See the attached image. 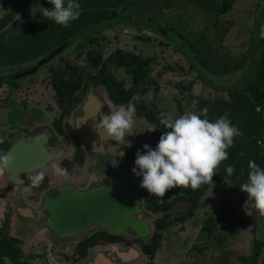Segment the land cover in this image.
<instances>
[{
    "label": "trees",
    "instance_id": "16d2710c",
    "mask_svg": "<svg viewBox=\"0 0 264 264\" xmlns=\"http://www.w3.org/2000/svg\"><path fill=\"white\" fill-rule=\"evenodd\" d=\"M5 2L6 0L0 2V8ZM76 2L81 6V15L79 19L64 27L42 16L41 7L51 8L47 0H11L9 8L0 14V69L18 72L36 61L35 65L44 61L40 66L43 67L55 57L66 55L77 46L89 45L90 49L85 52V61L89 73H92V76L91 73L89 76L92 84L101 86L117 107L126 105L135 93H139L142 99L136 104L134 118L152 128L155 127L160 136L166 130L159 123L160 112L153 111L145 100L149 91L151 98L157 93V85L151 76L150 58H144L119 47L104 56L103 45H99V42L105 38L102 34L105 28H109L108 30L116 35L125 27H131L133 31L128 34L134 39L155 41L160 46L185 52V57L190 62L188 67L197 74L199 82L202 83H211V80L223 79L244 70L241 72L240 80L231 83L229 88L218 89L225 92L224 97H214L210 100L199 98L192 111L200 114L202 109L207 108V118L210 121H215L226 113L231 123L242 133L234 139L232 147L228 149V159L216 169L212 181L215 189L225 181L232 183L241 192L239 186L247 180L249 160H255L264 168V1L258 0L254 4L253 11L257 21L255 35L252 38L248 37L246 53L239 58L229 55L221 45L222 36L227 35L233 27H237L234 20L229 19L231 16L229 12L236 0H76ZM178 4H188L198 12L196 22H201L202 25L199 30L188 32L189 27L183 18L177 15L168 16L166 13L165 18H163L165 14L159 15L161 11L168 12L172 8L174 10ZM95 72L99 74L93 76ZM114 72H117V79ZM192 82L185 84L184 90L188 91ZM177 85L180 86L179 82ZM174 100L180 112V100L176 98ZM127 142L129 141L118 144V149L124 155L123 160L129 161L132 167H135L136 153L124 146ZM228 165L235 167V172L231 176L226 172ZM203 194L204 190L201 187L196 190L180 187L169 190L163 198H159L143 190L140 195V214L144 212L146 217L153 218V222L152 225L148 223L149 235L146 240H135L139 242L137 253L149 260L152 259L160 246L163 229L171 223L163 222L161 218L163 214L178 208L182 202L195 210ZM242 194L247 195L243 192ZM220 220L221 215L218 214L215 221ZM225 226L227 229L225 237L222 232L220 237L213 239L216 246L222 243L226 236L230 238L237 232L236 226L230 223H226ZM214 229L215 227H211V219L204 218L201 230L210 241ZM98 231L100 236L95 234L82 239L77 248L86 250L87 247L94 246L97 240L115 243L116 239L117 242L120 239L118 235L117 237L108 235L103 229ZM261 247L262 243L252 238L250 252L236 255L235 261L237 264H257L256 259ZM201 250L206 249L198 248L194 252L198 254L202 252ZM19 258L20 253L16 245L0 236V264H28L19 261ZM227 259L229 258L223 257L218 264H227Z\"/></svg>",
    "mask_w": 264,
    "mask_h": 264
},
{
    "label": "rangeland",
    "instance_id": "374dc122",
    "mask_svg": "<svg viewBox=\"0 0 264 264\" xmlns=\"http://www.w3.org/2000/svg\"><path fill=\"white\" fill-rule=\"evenodd\" d=\"M2 1L0 0V2ZM257 1L236 0V3H234L229 12L231 15L229 19L234 20L237 27H233L227 35L222 36L221 45L225 47V52L231 56L239 58L245 55L248 37L251 36L252 38L255 35L257 21L253 10L254 4ZM10 4L11 0H6L0 8V14L8 9ZM158 6L160 7V3H158ZM166 13H168V16L177 15L183 18L182 20L189 27L187 28L188 32L191 30L196 32L202 27L201 22H196L198 12L188 4H178L174 10L172 8L168 12L161 11L159 15L165 14L163 17L165 18L167 17ZM108 29L105 28V31L102 32L105 38L99 42V45H103L102 54L106 56L112 49L119 47L144 58H150L151 76L157 85V93L154 98H151V92L149 91L145 97L146 103L153 111L157 110L160 113H166L171 118L192 113L195 102L199 98L210 100L214 97H224L225 92L219 91L218 89L229 88L231 83L240 80L241 72L244 71H238L223 79L211 80V83H202L199 82L197 74L188 67L190 62L185 57V52L160 46L155 41L134 39L131 34H128L130 31H133L131 27H125L122 32L120 31L116 35ZM28 70L29 68L23 71V73ZM4 72V70L0 69V80L3 78L7 79ZM191 81L193 82L190 89L188 91L184 90L185 84ZM178 82L180 86L177 85ZM39 86L41 87V85ZM175 98L180 100V112L176 108ZM98 99L100 102L102 101L99 97ZM151 129V126L136 120L131 135H125V141L128 140L129 142L124 146L130 148L134 153L142 151V154L143 145L145 144L155 149L160 134H158L156 129L149 132ZM5 130L6 128L1 129L0 132L4 133ZM122 159H124V155L117 148V161ZM117 166L120 168L119 165ZM97 169H99V166L93 161L92 171L88 175L91 181H93L94 176L92 173ZM48 173L51 178V184L53 185L70 182L69 178L58 176L52 171ZM79 180L73 182L78 184ZM90 184H93L91 185L92 187L97 185L96 182H90ZM78 186L81 187L82 185ZM200 187L204 190V194L195 210L187 203L182 202L178 205V208L166 212L162 217L160 216L163 222L171 223L163 229L160 246L154 253L152 259L149 260L146 256L139 255L135 249L126 251L127 248H124L122 252L125 253L119 252L120 248L113 252L109 251L108 248H98L94 251L101 252L114 264H125L127 262L128 264H218L223 260V257L229 258L226 260L227 264H237L235 261L236 255L248 254L251 249V239L253 238L262 243L259 256L256 259L257 264H264V216H261L254 209L252 202L248 201L247 195L242 194L232 183L225 181H223V184L218 189L214 188L213 182L203 184ZM26 190V187H20V194L18 192L16 193V190L9 183L2 182L0 179V194H13V207L5 203L3 205L0 203V226L3 221V209H6L8 216H10L8 235L11 237L15 236V239L19 242V246L26 253L38 252L41 251L45 243V234L43 229L36 231L34 229L39 227L37 225L38 221L41 222V226H46L45 214L41 209L34 208L25 203L23 196ZM15 210L19 211V213H16ZM218 214L221 215L220 222L215 221ZM136 217L140 220L144 218L140 213ZM207 217L211 219V227H215L212 231L211 241L206 236V233L201 230L202 222ZM150 219L149 216L146 217V221L149 223ZM226 223L236 226L237 232L230 238L226 236L224 241L220 244L218 243L216 246L213 239L220 237L222 232H224L225 237V234H227ZM111 225L109 226L111 227ZM102 226L101 223L91 224L70 235H54L55 237H52V241L55 246L53 247L65 248L69 252L73 247L71 244L72 241L76 242L79 238L92 233L96 229L102 228ZM251 229L253 233H251ZM31 232L32 234H30ZM131 236L135 235L133 234ZM50 245L48 244L47 247ZM198 248H204L206 250H201L202 252L197 254L194 251Z\"/></svg>",
    "mask_w": 264,
    "mask_h": 264
},
{
    "label": "flooded vegetation",
    "instance_id": "af4514ba",
    "mask_svg": "<svg viewBox=\"0 0 264 264\" xmlns=\"http://www.w3.org/2000/svg\"><path fill=\"white\" fill-rule=\"evenodd\" d=\"M89 49L90 46L86 44L77 46L68 54L55 57L49 64L20 78L18 75L27 68L34 66L37 61L18 72L4 70L7 79L0 80V130L6 128L4 133L0 132V155L10 153L14 147H19L23 156L26 154V159L28 161L31 159L30 162H34L27 164L29 168L22 172L10 173L5 171L0 174V179L2 182L9 183L19 194V188L26 187L27 196L26 193L23 196L25 203L41 209L45 214L46 226H41V222L38 221L39 227L34 229V231L43 229L45 234L43 248L38 252L26 253L19 246L15 236L8 235L10 216H8V211L3 209L0 236L16 245L20 253L19 261L28 264H89L91 255L99 253L94 251L95 249L108 248L109 251L113 252L120 248L119 252H122L124 248H127L126 251L137 249L138 252L137 245L139 242L135 240L145 241L149 235L148 226V232L144 237L118 235L120 239L118 242L116 239L115 243L97 240L91 248L87 247L86 250L77 248V244L82 239L95 234L100 236V232L95 230L79 238L76 242L72 241L73 247L69 252L65 248L53 247L55 246L52 241L54 234L46 224L48 213L42 209L45 202L56 199L59 189L62 188L70 187L76 192L87 194L91 190L105 185L111 166L116 169L117 165L128 170L133 168L127 160L117 161V142L110 139L99 140L100 152L91 153L84 144L82 134L76 128L77 122L83 119V132L88 135L89 128L93 127L94 123L99 122L101 113L107 114L109 108L117 107L107 97L106 91L101 86L92 84L89 78L91 72L89 73V67L86 66L85 61V52ZM96 74L99 73L95 72L93 76ZM114 74L115 79H117V72ZM10 154L12 155V152ZM21 155L22 153L18 158L17 156L14 158L16 163ZM93 161L98 164L99 169L92 173L94 176L93 181H91L88 175L92 171ZM53 164H58L67 169V175L64 178H69L70 182L51 184L48 172H53ZM39 171L44 172V180L34 187L30 184L28 176L35 175ZM74 179H80L78 184L73 182ZM90 182H96L97 185L92 187L93 184ZM78 185L82 186L79 187ZM12 195L11 193L0 194V203L13 207ZM15 212L19 213L17 210ZM141 214L144 218L139 220L148 225L146 215L144 212ZM38 219L40 220V218ZM151 219L153 222V218ZM151 219L149 225H152ZM108 235L117 237V234H109V232ZM48 244L51 245L47 247ZM115 261L117 262V260ZM110 263L114 264L111 261Z\"/></svg>",
    "mask_w": 264,
    "mask_h": 264
},
{
    "label": "clouds",
    "instance_id": "9594fccd",
    "mask_svg": "<svg viewBox=\"0 0 264 264\" xmlns=\"http://www.w3.org/2000/svg\"><path fill=\"white\" fill-rule=\"evenodd\" d=\"M47 3L51 8L41 7V14L57 25L67 27L81 15V6L76 0H47ZM141 99L140 94L135 93L126 105L109 108L107 114H100L99 122L93 124V131L100 141L110 139L124 142L125 135H131L136 104ZM207 112L208 109L204 108L200 114L186 113L176 118L160 113L159 123L166 130L155 149L145 144L143 154L141 151L135 154V167L131 171L135 176L142 177L140 188L152 196L163 198L171 189L183 187L196 190L213 181L216 169L228 159V149L232 147L234 139L242 133L231 123L226 113L210 121ZM155 129L153 127L149 132ZM12 163L13 156L10 153L0 155V174ZM247 167V180L239 186L240 190L247 194L254 209L264 216V168L255 160H249ZM52 169L58 176L67 175V169L58 164H53ZM226 172L231 176L235 167L226 166ZM44 176V172L39 171L28 176V179L35 187L44 180Z\"/></svg>",
    "mask_w": 264,
    "mask_h": 264
},
{
    "label": "water",
    "instance_id": "95a60500",
    "mask_svg": "<svg viewBox=\"0 0 264 264\" xmlns=\"http://www.w3.org/2000/svg\"><path fill=\"white\" fill-rule=\"evenodd\" d=\"M43 63L44 61L37 63L18 77L34 73ZM83 122L84 120L80 119L76 128L82 134L84 144L91 153L100 152L98 135L93 131V127L89 128V134L86 135L83 132ZM11 152L13 163L8 168L9 170H6L7 172H22L29 168L27 164L34 163L30 162L31 159L29 161L26 159V154L23 156L19 147H14ZM21 153L19 160L22 161L17 160L16 163L14 158L16 156L18 158ZM120 168L118 166L117 169L111 167L105 185L99 186L87 194L76 192L67 187L59 189L56 199L45 202L42 209L48 213L46 224L52 233L56 236L70 235L91 224L101 223L103 226L99 229L112 234L130 236L134 234L137 237H144L148 232V225L136 217L140 213V195L143 189L139 187V184L142 177L135 176L131 170ZM136 205L137 207H135ZM110 224H112L111 227ZM91 257L89 264H111L110 260L101 252L93 253Z\"/></svg>",
    "mask_w": 264,
    "mask_h": 264
}]
</instances>
